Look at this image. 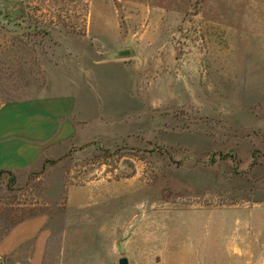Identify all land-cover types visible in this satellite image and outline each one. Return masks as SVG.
<instances>
[{
	"label": "rangeland",
	"instance_id": "obj_1",
	"mask_svg": "<svg viewBox=\"0 0 264 264\" xmlns=\"http://www.w3.org/2000/svg\"><path fill=\"white\" fill-rule=\"evenodd\" d=\"M4 1L0 105L98 93L104 134L0 176V239L42 217L38 264H264V0Z\"/></svg>",
	"mask_w": 264,
	"mask_h": 264
},
{
	"label": "crops",
	"instance_id": "obj_2",
	"mask_svg": "<svg viewBox=\"0 0 264 264\" xmlns=\"http://www.w3.org/2000/svg\"><path fill=\"white\" fill-rule=\"evenodd\" d=\"M113 62L126 64L125 60ZM101 111L98 93L77 99L63 96L1 104L0 170L26 177L47 158L101 139ZM44 223V218L33 217L11 227L0 239V264H20L14 257L26 244L32 246L29 264H38Z\"/></svg>",
	"mask_w": 264,
	"mask_h": 264
},
{
	"label": "water",
	"instance_id": "obj_3",
	"mask_svg": "<svg viewBox=\"0 0 264 264\" xmlns=\"http://www.w3.org/2000/svg\"><path fill=\"white\" fill-rule=\"evenodd\" d=\"M7 9H8V13H9L10 17L11 16H18L22 13V9L18 5L14 6V7L12 5H9ZM130 54H131V51L129 49L119 50L117 52V55L120 57L129 56ZM118 264H129V262H128V259L126 257H121L118 260Z\"/></svg>",
	"mask_w": 264,
	"mask_h": 264
},
{
	"label": "trees",
	"instance_id": "obj_4",
	"mask_svg": "<svg viewBox=\"0 0 264 264\" xmlns=\"http://www.w3.org/2000/svg\"><path fill=\"white\" fill-rule=\"evenodd\" d=\"M9 5H10V3L8 1L0 0V22L3 20H7V22H9L8 19L10 16H9L8 9H7ZM2 48L4 49L6 47L0 46V49H2ZM231 157L234 159L233 156H231ZM221 158H225V154H221ZM4 174L9 175L10 179H12V177H13V175L9 171L0 170V176L4 175Z\"/></svg>",
	"mask_w": 264,
	"mask_h": 264
}]
</instances>
